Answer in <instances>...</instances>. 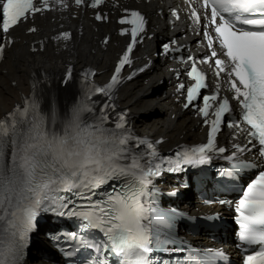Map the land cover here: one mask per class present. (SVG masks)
<instances>
[{
	"label": "snow or ice",
	"instance_id": "6c2138e0",
	"mask_svg": "<svg viewBox=\"0 0 264 264\" xmlns=\"http://www.w3.org/2000/svg\"><path fill=\"white\" fill-rule=\"evenodd\" d=\"M73 3L79 10L92 9L95 21L108 22V0ZM112 3L119 8L118 0ZM185 3L194 33L202 35L198 44L210 50L199 62L209 64L215 86L203 91L209 88L207 76L190 54L187 75L194 83L181 94L184 107L195 106L209 127L207 143L177 151L174 159L160 156L154 142L135 136L126 113L115 111L122 70L132 64L131 54L147 38L148 24L141 11L122 9L118 31L129 39L109 83L97 85L88 79L95 72L84 71L79 74L78 98L63 113L51 104L44 108L33 94L0 119V264H26L31 235L48 215L79 221L80 234H63L76 248L61 251L69 258L78 255L77 248L87 252L86 264H224L222 250L198 249L177 237V222L184 213L162 207L156 185L165 171L210 165L214 155L225 153L217 146L222 126L235 129L234 140L243 136L245 141L233 144L229 167L218 172L232 181L225 190L237 196L206 203L233 211L242 264H264V0ZM71 6L68 0H0V62L16 42L12 30L30 22L27 31L36 33L38 15ZM172 15L180 18L176 11ZM54 39L68 41L71 32ZM109 40L105 37L102 43L107 46ZM40 45L31 51L43 50L44 42ZM72 80L69 69L63 83ZM224 83L235 111L230 98L221 95ZM177 87L185 89L183 83ZM237 153L251 155L245 160ZM50 238L60 237L51 233ZM161 253L170 258L163 259ZM172 253L183 255L173 259Z\"/></svg>",
	"mask_w": 264,
	"mask_h": 264
},
{
	"label": "bare ground",
	"instance_id": "6f19581e",
	"mask_svg": "<svg viewBox=\"0 0 264 264\" xmlns=\"http://www.w3.org/2000/svg\"><path fill=\"white\" fill-rule=\"evenodd\" d=\"M83 37L74 38L72 42L58 46L56 50H49L44 56L32 55L27 51L24 41H32L33 38L21 36V43L12 48L8 55L10 58L0 66V119L8 113L13 103L19 100L22 94L29 92L30 74L37 67H46L54 71H65L71 64L77 68L88 64H94L99 69H106L112 61L113 47L106 52L92 54L93 48L90 34L85 23ZM52 27L46 26L49 31ZM54 46V45H53ZM6 72V74H4ZM15 82V86L14 85ZM72 93V89L68 90ZM122 103L132 108L135 113L140 114L136 120V127L156 137L166 136L170 139L168 148L173 147L184 137H188L193 127V122L188 121L187 114L179 115L177 110L169 103L168 98L157 96L155 83L153 81L143 84L135 82L126 86L120 93ZM175 115L173 119L171 115ZM26 264H62L45 262L40 252L31 253Z\"/></svg>",
	"mask_w": 264,
	"mask_h": 264
}]
</instances>
